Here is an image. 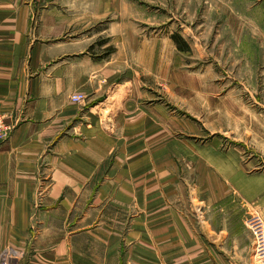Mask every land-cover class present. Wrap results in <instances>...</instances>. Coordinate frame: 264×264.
I'll list each match as a JSON object with an SVG mask.
<instances>
[{"label":"crops","instance_id":"0c3cea01","mask_svg":"<svg viewBox=\"0 0 264 264\" xmlns=\"http://www.w3.org/2000/svg\"><path fill=\"white\" fill-rule=\"evenodd\" d=\"M127 16V0H0V264L7 246L24 256L4 264H261L264 13L247 106L232 97L178 162L175 115L90 51L124 42Z\"/></svg>","mask_w":264,"mask_h":264},{"label":"rangeland","instance_id":"374dc122","mask_svg":"<svg viewBox=\"0 0 264 264\" xmlns=\"http://www.w3.org/2000/svg\"><path fill=\"white\" fill-rule=\"evenodd\" d=\"M127 5V39L98 40L90 51L109 68H128L123 76L139 83L138 94L159 103L161 113L175 115L160 123L175 129L177 162L189 146L194 160L199 146L217 135L216 127L230 123V116L222 120L230 99L239 97L246 107L249 85L261 80L256 47L264 1L127 0ZM14 250L17 259L24 256V250L7 246L2 264Z\"/></svg>","mask_w":264,"mask_h":264},{"label":"built area","instance_id":"2783aa9c","mask_svg":"<svg viewBox=\"0 0 264 264\" xmlns=\"http://www.w3.org/2000/svg\"><path fill=\"white\" fill-rule=\"evenodd\" d=\"M71 100L75 103L83 102L85 100V95L82 93H74L71 95ZM11 129H12V126L9 123H7L6 116L0 111V141L7 138ZM260 234L262 237L256 243V246H257L256 253H257V257H258L259 262L261 264H263V262H264V223L261 226ZM17 253H19V252L14 250V251H10L8 253V255L10 257H12V256H16Z\"/></svg>","mask_w":264,"mask_h":264}]
</instances>
